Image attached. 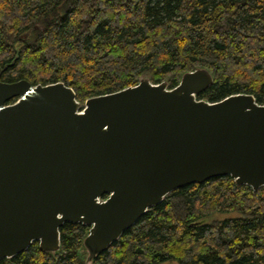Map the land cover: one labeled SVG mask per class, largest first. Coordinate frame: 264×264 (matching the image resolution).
Segmentation results:
<instances>
[{
    "label": "trees",
    "instance_id": "obj_1",
    "mask_svg": "<svg viewBox=\"0 0 264 264\" xmlns=\"http://www.w3.org/2000/svg\"><path fill=\"white\" fill-rule=\"evenodd\" d=\"M0 79L62 81L80 102L141 76L177 84L206 67L197 97L233 93L264 103V0H0ZM15 98L9 100L13 102ZM215 212L233 216L209 218ZM54 254L38 242L0 264H84L88 227L66 222ZM264 264V187L230 176L179 187L93 264Z\"/></svg>",
    "mask_w": 264,
    "mask_h": 264
},
{
    "label": "water",
    "instance_id": "obj_2",
    "mask_svg": "<svg viewBox=\"0 0 264 264\" xmlns=\"http://www.w3.org/2000/svg\"><path fill=\"white\" fill-rule=\"evenodd\" d=\"M212 82L196 66L173 87L141 76L82 103L62 81L0 79V260L34 241L54 254L69 222L88 227L93 264L179 187L227 175L264 187V103L198 98Z\"/></svg>",
    "mask_w": 264,
    "mask_h": 264
},
{
    "label": "rangeland",
    "instance_id": "obj_3",
    "mask_svg": "<svg viewBox=\"0 0 264 264\" xmlns=\"http://www.w3.org/2000/svg\"><path fill=\"white\" fill-rule=\"evenodd\" d=\"M234 214H235L234 212H230V213L229 212H215L209 218L220 219V218H224V217H228V216H233ZM157 264H177V261L168 260V261H164L162 263H157Z\"/></svg>",
    "mask_w": 264,
    "mask_h": 264
}]
</instances>
